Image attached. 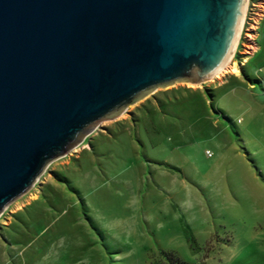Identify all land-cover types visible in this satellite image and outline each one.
I'll list each match as a JSON object with an SVG mask.
<instances>
[{"label": "rangeland", "instance_id": "1", "mask_svg": "<svg viewBox=\"0 0 264 264\" xmlns=\"http://www.w3.org/2000/svg\"><path fill=\"white\" fill-rule=\"evenodd\" d=\"M243 38L49 162L0 213V264H264V16Z\"/></svg>", "mask_w": 264, "mask_h": 264}, {"label": "water", "instance_id": "2", "mask_svg": "<svg viewBox=\"0 0 264 264\" xmlns=\"http://www.w3.org/2000/svg\"><path fill=\"white\" fill-rule=\"evenodd\" d=\"M246 0H0V213L90 127L231 57Z\"/></svg>", "mask_w": 264, "mask_h": 264}, {"label": "built area", "instance_id": "3", "mask_svg": "<svg viewBox=\"0 0 264 264\" xmlns=\"http://www.w3.org/2000/svg\"><path fill=\"white\" fill-rule=\"evenodd\" d=\"M247 2H248V0H246L245 10H244L240 30H239L238 40L240 39V37L242 35L249 37L248 38L249 40H247V38H243L242 46L249 47V48H251L249 50H253L254 39L256 37V30L258 29L259 24H260V22L264 16V4L261 3V5L257 7L258 10L253 11L250 8L248 10ZM247 50L242 48V52H247ZM242 52H240V53H242ZM242 59H244V58H242ZM241 61H243V60H238L237 65L242 66V64L243 65L245 64V63H241Z\"/></svg>", "mask_w": 264, "mask_h": 264}, {"label": "bare ground", "instance_id": "4", "mask_svg": "<svg viewBox=\"0 0 264 264\" xmlns=\"http://www.w3.org/2000/svg\"><path fill=\"white\" fill-rule=\"evenodd\" d=\"M237 37H238V35L236 36V40H235V42H234V46H233L232 51H233L234 48H235V44H236V41H237ZM229 58H230V57H229ZM229 58H228V60H229ZM228 60L226 61V63L224 64V66H223L218 72L215 73V78H218L220 75H222L223 73H225V65L227 64ZM229 72H230V73H237V70L234 69V67H232L231 70H230ZM213 76H214V75H213Z\"/></svg>", "mask_w": 264, "mask_h": 264}, {"label": "crops", "instance_id": "5", "mask_svg": "<svg viewBox=\"0 0 264 264\" xmlns=\"http://www.w3.org/2000/svg\"><path fill=\"white\" fill-rule=\"evenodd\" d=\"M263 81H264V79H263Z\"/></svg>", "mask_w": 264, "mask_h": 264}]
</instances>
